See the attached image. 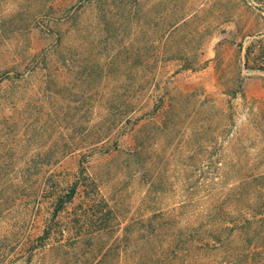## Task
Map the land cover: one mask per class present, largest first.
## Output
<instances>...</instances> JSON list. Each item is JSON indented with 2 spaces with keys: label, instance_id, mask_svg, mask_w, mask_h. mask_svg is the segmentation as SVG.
I'll return each mask as SVG.
<instances>
[{
  "label": "rangeland",
  "instance_id": "374dc122",
  "mask_svg": "<svg viewBox=\"0 0 264 264\" xmlns=\"http://www.w3.org/2000/svg\"><path fill=\"white\" fill-rule=\"evenodd\" d=\"M194 89L223 111L216 127L240 133L243 160L223 135L218 154L200 157L181 150L179 137L148 136L150 169H123L135 136L161 124L172 95ZM41 161H55L53 191L32 203ZM260 172L264 0H0L1 239L43 235L54 219L65 231L50 233L52 241L84 229L85 238L112 241L118 223L104 211L115 198L124 221L146 211L151 173L164 179L157 205L234 216L236 192L245 204L254 191L233 187ZM81 175L91 188L60 209Z\"/></svg>",
  "mask_w": 264,
  "mask_h": 264
},
{
  "label": "trees",
  "instance_id": "16d2710c",
  "mask_svg": "<svg viewBox=\"0 0 264 264\" xmlns=\"http://www.w3.org/2000/svg\"><path fill=\"white\" fill-rule=\"evenodd\" d=\"M14 75L18 77L20 73ZM222 113L200 89L172 95L161 124L135 136L122 168L130 172L132 165L135 169H150L148 158L154 149H149L148 136L149 139L160 137L168 144L179 137L183 139L179 144L181 150L193 151L200 157L217 153L218 135H223L231 145L232 156L240 163L246 149L239 144L240 133L234 136L232 127H216L212 123ZM54 163L39 162L41 171L33 178L32 203L43 191H53L54 173L47 170ZM45 165L48 167L43 170ZM147 180L148 195L141 199H147L151 193L150 207L127 221L122 220L123 211L115 207L118 198L114 199V206L107 201L110 206L104 215L118 223V233L112 241H102L97 235L85 238V229L79 230V235L52 241L50 233H64L65 229L61 221L50 219L43 235L33 238L16 231L11 239L0 238V264H264V172L251 173L237 181L233 192L250 184L254 195H247L245 207L238 197L241 192H236L234 216H230V209L223 211L215 206L213 210L198 207L189 212L184 203L157 205V183L164 179L151 173ZM78 188L85 192L91 188V181H86L83 175L78 177L59 200L60 209L72 201Z\"/></svg>",
  "mask_w": 264,
  "mask_h": 264
}]
</instances>
